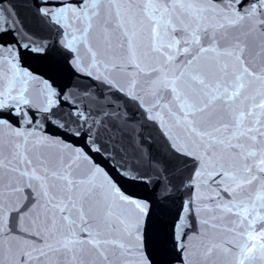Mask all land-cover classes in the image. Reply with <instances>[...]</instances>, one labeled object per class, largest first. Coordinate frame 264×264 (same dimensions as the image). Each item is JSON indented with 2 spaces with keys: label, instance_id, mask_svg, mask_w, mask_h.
I'll list each match as a JSON object with an SVG mask.
<instances>
[{
  "label": "snow or ice",
  "instance_id": "snow-or-ice-1",
  "mask_svg": "<svg viewBox=\"0 0 264 264\" xmlns=\"http://www.w3.org/2000/svg\"><path fill=\"white\" fill-rule=\"evenodd\" d=\"M0 264H264V0H0Z\"/></svg>",
  "mask_w": 264,
  "mask_h": 264
},
{
  "label": "water",
  "instance_id": "water-1",
  "mask_svg": "<svg viewBox=\"0 0 264 264\" xmlns=\"http://www.w3.org/2000/svg\"><path fill=\"white\" fill-rule=\"evenodd\" d=\"M21 13H22V15H28L26 10H24V9H21ZM28 62L30 64H32L34 68H37V69L44 71V72H47L50 75H54L59 82H61V83L64 82V77H63L62 73H60L57 70V68L50 61H42L39 59H36V60L30 59Z\"/></svg>",
  "mask_w": 264,
  "mask_h": 264
}]
</instances>
